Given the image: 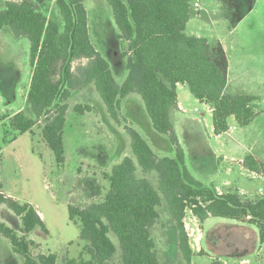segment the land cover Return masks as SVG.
<instances>
[{"label": "trees", "instance_id": "16d2710c", "mask_svg": "<svg viewBox=\"0 0 264 264\" xmlns=\"http://www.w3.org/2000/svg\"><path fill=\"white\" fill-rule=\"evenodd\" d=\"M107 1L125 44L123 84L118 83L111 64L91 39L84 0H56L63 29L34 0H7L0 9V30L8 27L15 37L26 36L30 42L32 75L27 102L31 114L19 111L7 116L15 136L35 134L34 128L42 122V138L62 166L66 160L64 134L69 101L75 91L93 82L117 122L123 100L131 94L140 95L151 129L159 137H167L166 150L173 151L172 156L161 157L139 130L125 127L136 160L126 156L113 166L106 175L109 189L102 199L86 206L68 204L69 219L79 228L90 258L81 254L68 259L67 264H107L118 253L120 264H161L151 228L161 219L163 201L176 224L188 264L193 257L185 225L188 210L200 222L220 217L254 225L264 242V196L253 200L237 192L219 193L197 179L186 165V152L171 118V111L178 108L179 83L187 84L196 99L211 106L215 135L229 130L230 117L240 126L251 124L259 116L254 107L257 96L227 93L226 70L212 56L209 40L187 34L193 0ZM82 59L87 62L73 66L75 60ZM73 109L82 114L93 110L88 104H76ZM242 164L264 176V159L257 154H248ZM151 172L157 173L158 187L146 175ZM0 204H6L21 218L23 235L2 222L0 233L24 258L23 264H57L54 253L32 252L37 244L29 234L37 227L49 231L35 206L2 192Z\"/></svg>", "mask_w": 264, "mask_h": 264}, {"label": "rangeland", "instance_id": "374dc122", "mask_svg": "<svg viewBox=\"0 0 264 264\" xmlns=\"http://www.w3.org/2000/svg\"><path fill=\"white\" fill-rule=\"evenodd\" d=\"M6 1L0 0V9L5 7ZM35 1L41 11L63 29L56 1ZM195 2L200 4L199 8L195 7ZM84 3L91 39L111 64L118 83L123 84L126 79V60L122 57L125 44L119 38L112 7L107 0H84ZM186 32L209 40L212 56L227 73L226 92H248L257 96L254 107L259 114L247 126H240L230 117V129L217 136L213 131L211 106L197 100L188 86L182 89L186 112L175 111L173 123L186 152V165L207 186L237 192L244 199H259L264 196V176L252 173L240 161L250 153L264 159V0H193ZM86 62V59L75 60L73 66ZM31 70L28 37H15L8 27L1 29L0 191L36 204L42 211L49 231L37 227L30 234L29 238L37 244L33 253H54L57 264H67L68 259L81 254L89 259L84 251L86 241L79 237V228L69 219L68 204L87 205L102 199L109 189L106 175L111 173L113 166L125 155L135 159L125 127L139 130L159 156H172L173 151L166 150L167 137L153 138L150 134L149 123L145 124L142 119L145 113L140 95L131 94L123 100L117 122L109 115L91 82L75 91L69 101L71 108L64 134L66 160L59 166L42 138V122L34 128L35 134L15 136L7 118L19 107L31 114L26 100ZM76 104H88L93 110L82 114L74 111ZM105 119L111 122L115 132ZM137 173L142 175L140 167ZM146 175L158 187L157 173ZM159 211L161 219L151 228V233L161 264H188L165 201ZM186 217L190 243L195 245V234L200 233L193 230L189 210ZM0 221L24 234L20 219L6 204H0ZM228 222L234 221L212 217L205 222L203 246L206 252L195 259V264H222L229 256L227 251L249 260L243 264H264V243L259 239L258 229L249 224L246 228L230 226ZM232 238L238 241L236 245L240 251L230 246ZM225 240L227 248L221 245ZM7 248H12L10 240L0 233V258ZM107 264H120L119 253Z\"/></svg>", "mask_w": 264, "mask_h": 264}, {"label": "crops", "instance_id": "0c3cea01", "mask_svg": "<svg viewBox=\"0 0 264 264\" xmlns=\"http://www.w3.org/2000/svg\"><path fill=\"white\" fill-rule=\"evenodd\" d=\"M35 1V0H34ZM56 1V0H55ZM36 2V1H35ZM37 3V2H36ZM6 4V3H5ZM38 4V3H37ZM38 6L40 7V5L38 4ZM41 9V8H40ZM48 17V16H47ZM48 18H50V17H48ZM89 32H90V27H89ZM31 75H32V70H31ZM29 81H31V76H30V80ZM29 84H30V82H29ZM30 86V85H29ZM188 85L187 84H185V83H179L178 85H177V92H178V108H176V109H173L172 111H171V118H172V120H173V116H174V112L175 111H177V112H186V110H185V107H184V105H183V102H182V99H181V90L182 89H185L186 87H187ZM28 91H29V89H28ZM75 93V92H74ZM74 93H73V95H74ZM27 98H28V92H27V96H26V100H27ZM72 98H73V96H72ZM71 98V99H72ZM198 100V99H197ZM210 106V105H209ZM19 111H25L22 107H19V109H17V110H15L14 112H13V114H11L10 116H12V115H14L15 113H17V112H19ZM144 113L145 114H143L144 115V117L142 116V119H143V121H144V123L145 124H147V123H149V132H150V134L153 136V138H160L158 135H156L155 133H154V131L151 129V125H150V122H149V117H148V115H147V113H146V110H145V107H144ZM104 114L106 115V112H104ZM147 115V116H146ZM9 116V117H10ZM9 117H7V118H9ZM146 117V118H145ZM105 118H106V116H105ZM106 120V119H105ZM110 125H111V127H112V130H113V132H115V130L116 129H114L113 128V125L111 124V122L109 121V120H106ZM146 121H147V123H146ZM230 129V128H229ZM32 134L31 132H27V133H24V134H22V135H25V134ZM226 133V132H225ZM117 134V133H116ZM222 135V134H221ZM218 136V135H217ZM16 139H17V137H16ZM15 139V140H16ZM33 137H32V153H33ZM34 154V153H33ZM125 157H126V155H125ZM242 161H243V159L240 161V163H242ZM120 163V162H119ZM247 169V168H246ZM252 173H255V172H252ZM217 190H218V192L219 193H227L228 191H225L223 188H220V187H217L216 188ZM0 192H2L3 193V191H0ZM8 195H10V194H8ZM16 199H18V200H20L19 198H17V197H15ZM20 201H24V200H20ZM26 202H29V201H26ZM29 203H31V202H29ZM32 205H34L35 206V208L37 209V211H38V213L40 214V216L42 217V219L44 220V222H46V220H45V218H44V215H43V213H42V211L38 208V206L36 205V204H33V203H31ZM77 205H81V206H86V204H78L77 203ZM88 205V204H87ZM169 211V210H168ZM190 214H191V217L189 218V220L191 221V225H192V227L194 228L193 230H195V231H199V233L200 234H195V245L194 244H191L190 243V245H191V248H192V251H193V257H192V264H195V259L196 258H198L199 259V255H202V254H204L206 251L204 250V246H203V242H204V240H205V235H204V224H205V222L207 221V220H209L210 218H212V217H210V218H208L205 222H200L199 221V219L196 217V216H194L193 214H192V212L190 211ZM17 217H18V219H20V221H21V218L18 216V215H16ZM186 218L187 217H185V225H186V227H187V231H188V233H189V230H188V223L186 222ZM217 218H220V217H217ZM226 219V218H225ZM232 221H234V222H228L229 224L228 225H230V226H235V227H244V228H246V224H248V223H243V222H239V221H235V220H232ZM1 222V221H0ZM21 223H22V221H21ZM46 224V223H45ZM250 225V224H249ZM47 226V225H46ZM35 230V229H34ZM33 230V231H34ZM32 231V232H33ZM17 232V231H16ZM31 232V233H32ZM18 234H19V232H17ZM30 233V234H31ZM30 234H29V236H30ZM20 235H23V233L22 234H20ZM189 237H191V234L189 233ZM191 239V238H190ZM233 239V238H232ZM178 240H179V238H178ZM228 242H230V241H228ZM231 242L232 243H230L231 245L230 246H232V247H237L238 249H239V247H238V245H236V244H238L237 242L238 241H235L234 239L233 240H231ZM11 243V242H10ZM264 243V242H263ZM235 244V245H234ZM221 245L222 246H225L226 248H227V245H228V243H227V241L225 240L224 241V243L223 242H221ZM11 247H12V244H11ZM228 250V249H227ZM239 251H240V249H239ZM227 252H229V253H227V254H229V256L227 257V259H226V261L224 262V263H222V264H243V263H246V262H248L249 260L248 259H243V257L241 256H237V255H234L235 253H233V251H231L232 253H230V251H227ZM35 254V253H34ZM43 254V253H42ZM18 256L20 257L21 255L20 254H18V253H16L14 250H13V247L12 248H7L6 250H5V254H4V256L3 257H5L4 259H3V261L1 262L2 264H9V263H11V262H13V264H23V262H24V258L22 257V258H18ZM2 257V258H3ZM7 257V258H6ZM2 258H0V259H2ZM17 261L19 262V263H17ZM264 261V260H263Z\"/></svg>", "mask_w": 264, "mask_h": 264}, {"label": "built area", "instance_id": "2783aa9c", "mask_svg": "<svg viewBox=\"0 0 264 264\" xmlns=\"http://www.w3.org/2000/svg\"><path fill=\"white\" fill-rule=\"evenodd\" d=\"M194 5H195L196 8H199V7H200V4H199L198 2H195ZM186 229H187V227H186ZM187 232H188V231H187ZM188 234H189V233H188Z\"/></svg>", "mask_w": 264, "mask_h": 264}]
</instances>
